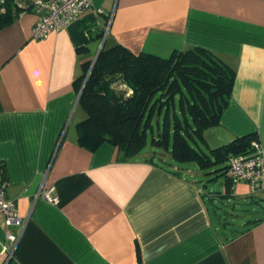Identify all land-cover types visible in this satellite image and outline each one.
<instances>
[{"label": "crops", "instance_id": "1", "mask_svg": "<svg viewBox=\"0 0 264 264\" xmlns=\"http://www.w3.org/2000/svg\"><path fill=\"white\" fill-rule=\"evenodd\" d=\"M36 1L13 0L20 12L0 30V168L26 221L7 229L0 215V264H264V190L251 193L214 168L220 188L208 191L205 171L216 165L177 163L166 151L172 164L154 146L123 161L108 142L81 147L77 129L78 83L108 26L106 49L217 55L235 76L201 149L255 135L264 150V0H92L40 41L31 38ZM41 188L58 203L34 201ZM239 206L250 207L240 223ZM9 230L21 233L11 256Z\"/></svg>", "mask_w": 264, "mask_h": 264}, {"label": "trees", "instance_id": "2", "mask_svg": "<svg viewBox=\"0 0 264 264\" xmlns=\"http://www.w3.org/2000/svg\"><path fill=\"white\" fill-rule=\"evenodd\" d=\"M19 12L13 0H0V30ZM234 76V70L217 55L200 48L161 58L134 54L120 45L103 46L95 63L85 66L78 83L77 104L85 114L77 125L79 145L94 151L108 142L123 161L133 160L145 148L154 114L166 105L163 125L157 127L151 144L168 151L175 162L196 163L205 169L224 164L232 156L248 154L255 135L236 138L209 153L200 146L203 132L219 125ZM117 81L128 91L117 93L113 88ZM175 96H180L183 118L175 110ZM226 167L218 170L222 176Z\"/></svg>", "mask_w": 264, "mask_h": 264}, {"label": "built area", "instance_id": "3", "mask_svg": "<svg viewBox=\"0 0 264 264\" xmlns=\"http://www.w3.org/2000/svg\"><path fill=\"white\" fill-rule=\"evenodd\" d=\"M91 8L92 0H38L33 3L37 20L31 31V38L36 41L45 40L51 34L63 31ZM107 32L108 26H105L102 42ZM224 176L233 184L247 183L251 193L264 190V150L257 140L251 143L248 154L232 156L228 159ZM7 187L8 182L0 168V215L7 229L15 228L21 231L26 221L19 216L15 204L7 199ZM33 199L34 201L42 199L52 205L58 203V198L52 193V189L46 188L39 189ZM20 234L10 230L5 234L7 245L4 250L9 256L13 254Z\"/></svg>", "mask_w": 264, "mask_h": 264}, {"label": "rangeland", "instance_id": "4", "mask_svg": "<svg viewBox=\"0 0 264 264\" xmlns=\"http://www.w3.org/2000/svg\"><path fill=\"white\" fill-rule=\"evenodd\" d=\"M113 88H114V90L117 92V93H119V92H122V91H128L127 90V88L125 87V86H122L118 81L114 84V86H113ZM128 95H130L129 94V92H128ZM174 103H175V110H176V112H178L179 113V116H180V118H183L182 117V113H181V111H180V96H175V99H174ZM167 108H166V105H164V106H162L161 107V110H160V112H156L155 114H154V117H153V120H152V128H149L148 130H147V132H146V135H147V142H146V145H145V148L143 149V151L144 152H146V151H148V150H150L151 148H153V145L151 144V140H152V138L153 137H157V133H158V131H157V124L160 126V127H162V125H163V121H164V116L166 115V113H167ZM158 111V110H157ZM169 114L171 115V120L173 119V107H172V104H170V107H169ZM155 149L157 148V147H154ZM160 152H162L163 154H166L167 156H168V158H167V160L169 161V162H171L172 164H176V163H174L172 160H171V158H170V156L166 153V151L163 149V150H160ZM178 165V164H177ZM182 166V164H179V166ZM224 165H216V166H214V167H212V168H209V169H207L205 172H207L208 173V175H207V178H211V179H213V181H208V183L207 184H210V185H208L209 187H208V191H210L211 190V187H214L215 188V190L217 191L219 188H220V182L221 181H215V176H216V173H213V174H210V172L211 171H213V169L215 168L216 170H218V169H220L221 167H223ZM218 174V173H217ZM220 179V178H219ZM250 209V207H248V206H239V208H237V214L236 215H238V218H236V220L240 223L242 220H243V218H244V215H246L247 213L246 212H244V211H247V210H249ZM244 210V211H243Z\"/></svg>", "mask_w": 264, "mask_h": 264}, {"label": "water", "instance_id": "5", "mask_svg": "<svg viewBox=\"0 0 264 264\" xmlns=\"http://www.w3.org/2000/svg\"><path fill=\"white\" fill-rule=\"evenodd\" d=\"M103 45H104V43L102 42V43H101V47H100V49H99V53H100V51L102 50ZM98 55H99V54H98ZM98 55H97L96 58L93 60L92 65L95 63V61H96Z\"/></svg>", "mask_w": 264, "mask_h": 264}]
</instances>
